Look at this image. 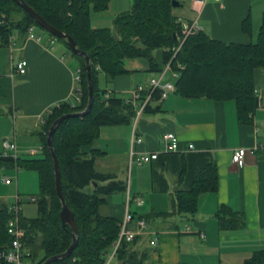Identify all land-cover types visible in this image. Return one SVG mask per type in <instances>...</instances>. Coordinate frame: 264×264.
Segmentation results:
<instances>
[{
    "label": "trees",
    "instance_id": "1",
    "mask_svg": "<svg viewBox=\"0 0 264 264\" xmlns=\"http://www.w3.org/2000/svg\"><path fill=\"white\" fill-rule=\"evenodd\" d=\"M24 1L47 23L72 37L78 49L89 55L94 90L91 112L84 117L66 119L57 126L53 136L63 194L78 229V245L66 260L52 264H105L120 229L119 220L105 215L103 209L109 195L126 192L127 182L119 180L115 174L96 170L97 160L106 153L92 146L103 127L131 124L135 111L122 99H104L107 91L99 87L100 71L114 79L131 72L127 68L128 61L143 59L149 63V72H160L162 69L154 53L161 51L163 64L171 62L172 69L179 73L175 81L178 96L234 101L239 123L250 124L251 116L259 106L255 72L264 69V14L257 41L225 43L202 31L189 37L173 59V48L177 45L175 36L179 33L174 14L176 8L173 7L175 0H131L130 11L116 18V32L109 28H93L91 23V11H107L111 0ZM31 26L46 32L14 0H0V46L7 45L15 31L25 36ZM242 29L244 33L252 34L250 18L243 22ZM57 40L79 63L83 101L76 108L63 103L46 116L40 133L43 148L40 155L17 159L0 155V169L34 170L39 175L38 216L26 219L22 215L21 220L27 232L25 258L34 259L33 264H43L49 258L65 253L73 243L71 227L63 228L60 219L62 203L56 192L54 161L47 139L57 119L85 111L89 102L85 58L72 54L66 40ZM160 96L161 92L156 91L152 101L160 100ZM149 108L150 104L146 111ZM156 161L159 166L153 168V188L155 192L169 193L174 199L173 210L157 214L164 219L177 214L195 215L200 197L218 189V168L210 153H171L161 155ZM171 164L175 165L177 178V186L172 192L161 173ZM152 215L139 218L150 221ZM10 217L9 204L0 200V251L12 242L7 232ZM217 218L224 230H237L245 225L243 215L228 207H222ZM142 238L123 241L111 264H149L150 251L138 246ZM244 264H264V250L255 252Z\"/></svg>",
    "mask_w": 264,
    "mask_h": 264
},
{
    "label": "crops",
    "instance_id": "2",
    "mask_svg": "<svg viewBox=\"0 0 264 264\" xmlns=\"http://www.w3.org/2000/svg\"><path fill=\"white\" fill-rule=\"evenodd\" d=\"M187 1L191 16L183 11L175 16L191 21L195 13L191 10L192 0ZM263 14L264 0H207L200 25L215 40L249 44L257 41ZM247 18L252 23L251 35L242 29ZM92 27L100 28L94 22ZM37 36L42 37L40 42L35 40ZM12 37L7 45L0 46V155L4 152L3 142L11 139L17 144L19 157H34L41 154L33 151L42 147L40 133L46 116L53 108L73 99L79 63L68 55L66 47L56 43L51 49L52 36L46 37L38 30L32 40H28V33L22 36L16 31ZM156 58L159 68H164L161 51ZM23 60L28 63L26 75L14 73L15 65ZM127 68L131 71L129 74L114 79L100 71L99 87L111 91L112 97L125 100L137 86L147 85L159 74L149 72V63L143 59L128 61ZM175 81L171 73L164 78V82L175 84ZM255 88L259 106L250 124L239 123L234 101L182 98L171 92L164 99L152 101L136 127L132 121L102 128L92 147L106 155L97 160L96 170L126 181L128 167L131 175L126 192L109 195L103 212L120 221L125 215L129 194L130 211L136 219L153 214L150 221L143 219L148 231L138 245L150 251L149 264H244L255 252L264 250V69L255 72ZM134 131L142 139L134 147L139 153L159 151L162 136L171 132L178 136L182 148L190 144L195 147L192 152L180 154L207 152L213 156L219 174L218 189L200 197L195 215L177 214L166 219L157 215L166 213L167 196L170 211L173 210L174 199L169 193L155 192L153 188L152 172L159 166L158 161L143 164L150 169L145 171V183L136 184L132 172L136 164H130ZM238 149L247 150L244 167L232 161ZM169 167L159 172L165 175L172 192L177 178L175 165ZM138 197L144 200L142 206L134 200ZM133 205H136L135 211H132ZM222 207L242 214L245 225L237 230L221 229L217 214ZM154 238L157 239L155 246Z\"/></svg>",
    "mask_w": 264,
    "mask_h": 264
},
{
    "label": "built area",
    "instance_id": "3",
    "mask_svg": "<svg viewBox=\"0 0 264 264\" xmlns=\"http://www.w3.org/2000/svg\"><path fill=\"white\" fill-rule=\"evenodd\" d=\"M207 0H192L191 1V10L195 13V18L191 21L177 18V25L179 28V33L177 34V45L173 48V59L176 58L177 54L185 44L186 40L199 32H202L203 29L200 25V18L203 14ZM220 1V0H218ZM36 26L29 27L28 40L35 37V32L37 31ZM12 36L9 39V42L12 41ZM42 39L41 36L35 38L36 41L40 42ZM57 43L56 37H51L50 45L51 49L54 48ZM28 63L23 60L15 65L14 73L19 75H26ZM181 67V66H180ZM182 68V67H181ZM99 69V68H98ZM167 73H171L174 80L179 78V73L174 71L171 66V62L164 65V68L159 72L158 77L152 78L149 80L147 85H139L135 88L130 98L123 100L124 102L130 104L134 111L135 116L133 119L134 127L145 113L148 105L152 102L153 94L156 91L161 92L160 99H164L169 93L175 92L176 87L172 82H164V78ZM82 72L78 68L75 73V89L73 91V99L70 101V106L76 108L81 105L84 97V92L81 87ZM112 97V92L107 91L104 94V99L108 100ZM162 148L159 151H146L139 153L134 147L142 143V139L136 135L134 131L132 136V150L130 153V164H150L159 159L161 155L171 154V153H187L195 150L194 145L190 144L185 148L180 146L179 138L175 133L168 132L162 136ZM4 152L1 154L3 157L12 156L18 158L19 152L17 144L11 139H6L3 142ZM43 150L42 147L39 150H34L33 153H41ZM246 149H238L234 152L232 161L235 165L239 167H244L246 165L245 156ZM5 184H12L11 178L4 179ZM129 191V190H128ZM129 193V192H128ZM27 200L29 203H37V198L34 196L21 197L16 195L14 197V202L9 203V211L11 217L7 223V232L12 238L10 246L6 249L0 251V262L6 264H23L25 254H26V237L27 232L22 224V215H23V205L24 201ZM138 206L144 204V200L141 197L134 199ZM131 197L128 194L126 202V212L124 217L119 221V235L117 240L113 243L110 252L107 254V260L105 264H111L115 258L117 251L123 241H133L138 236H143L148 231L147 222L143 219H136L135 215L130 211ZM204 237V235H202ZM153 245L157 244V239L154 238L152 241Z\"/></svg>",
    "mask_w": 264,
    "mask_h": 264
},
{
    "label": "rangeland",
    "instance_id": "4",
    "mask_svg": "<svg viewBox=\"0 0 264 264\" xmlns=\"http://www.w3.org/2000/svg\"><path fill=\"white\" fill-rule=\"evenodd\" d=\"M179 3H181V6L179 9H175L174 14L176 16H179L181 12L183 11L185 14L188 16H191L190 12L188 11V1L187 0H177ZM132 6V1L131 0H111L109 4V8L105 12L97 13L94 12L93 10L91 11V20L94 22L97 26L100 28H109L112 31L116 32L115 28V21L116 18L123 14L124 12L130 11ZM187 11V12H186ZM91 22V23H92ZM260 26V24H259ZM259 28V27H258ZM39 32L44 34L46 37H50V35L41 29H37ZM257 29H254V32H256ZM57 45H61L65 48L63 44H61L57 40ZM65 50L68 52V55L71 56L69 50L65 48ZM159 54V51H155L154 55L157 57ZM149 76V75H148ZM103 79V78H102ZM101 79V87L104 88L105 84L103 83V80ZM119 159V157H118ZM123 158H120V161L122 162ZM121 164V163H120ZM150 169V166L148 165H142L138 166L137 164L134 165V168L132 172L134 173V180L136 181V184L138 183L139 185L145 183V171L146 173ZM126 173H127V180L129 181V178H131V175L129 177V169L127 167ZM5 178H11L12 179V184L7 185L4 182ZM40 194V187H39V175L37 171L34 170H27V169H0V200L11 203L14 202V197L16 195H20L21 197H28V196H34V197H39ZM145 195V194H144ZM147 196L145 195V199ZM149 202L146 204L149 206ZM166 211L165 212H170L171 209V203L170 200L168 199V196L166 198ZM23 208V216L26 219H34L38 216V206L37 203H29L27 200L24 201V205L22 206ZM161 210H164L163 207H161ZM136 210V205H133V210ZM164 212V211H162ZM138 215H142L139 214ZM42 257V253H40L39 258ZM38 260V258L36 259ZM33 261H35L32 258L26 257L24 258L23 264H33Z\"/></svg>",
    "mask_w": 264,
    "mask_h": 264
},
{
    "label": "water",
    "instance_id": "5",
    "mask_svg": "<svg viewBox=\"0 0 264 264\" xmlns=\"http://www.w3.org/2000/svg\"><path fill=\"white\" fill-rule=\"evenodd\" d=\"M21 8L25 10V12L35 20L36 24L40 26L42 29H44L46 32L51 34L52 36L56 37L57 39H63L66 40L68 43V47L70 48V51L74 55H80L85 58L86 60V66H87V74H88V87H89V102L88 106L85 109V111L76 113V114H69L64 115L57 119L54 124L51 126L47 144L50 149V152L52 154V158L54 161V170H55V181H56V192L58 195V198L60 199L62 203V211L60 213V219L62 222L63 228H66L67 226H70L72 229V237H73V243L69 247V249L60 255L54 256L49 258L46 262L43 264H52L53 262L59 261V260H66L68 257H70L74 251V249L78 245V229L75 221V217L73 212L70 210V208L67 206L65 196L63 194L62 190V183H61V169L59 165V160L54 152L53 148V136L55 133V130L58 125H60L63 121H65L68 118L71 117H84L88 115L91 112L93 102H94V90H93V84H92V76H91V65H90V57L87 53L81 51L77 47V43L74 41L72 37L69 35L59 31L55 27L51 26L47 21H45L42 17H40L30 6L27 5V3L24 0H14ZM180 3L178 1H173V7L177 8L179 7ZM175 40H177V37L175 36ZM97 186V185H96Z\"/></svg>",
    "mask_w": 264,
    "mask_h": 264
}]
</instances>
